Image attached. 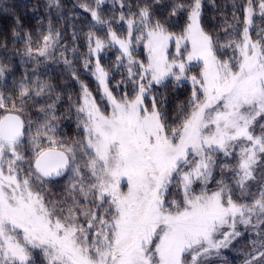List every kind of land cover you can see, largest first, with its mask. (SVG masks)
<instances>
[{
	"label": "snow or ice",
	"instance_id": "snow-or-ice-1",
	"mask_svg": "<svg viewBox=\"0 0 264 264\" xmlns=\"http://www.w3.org/2000/svg\"><path fill=\"white\" fill-rule=\"evenodd\" d=\"M0 264H264V0H0Z\"/></svg>",
	"mask_w": 264,
	"mask_h": 264
},
{
	"label": "trees",
	"instance_id": "trees-1",
	"mask_svg": "<svg viewBox=\"0 0 264 264\" xmlns=\"http://www.w3.org/2000/svg\"><path fill=\"white\" fill-rule=\"evenodd\" d=\"M35 2H36V0H16V3H18V4H23V3L31 4V3H35Z\"/></svg>",
	"mask_w": 264,
	"mask_h": 264
}]
</instances>
